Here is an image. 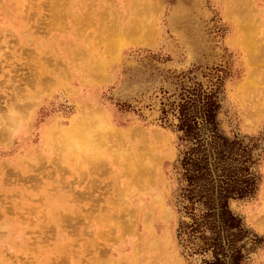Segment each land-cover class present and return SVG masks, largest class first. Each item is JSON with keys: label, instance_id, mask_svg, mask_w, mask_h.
<instances>
[{"label": "rangeland", "instance_id": "374dc122", "mask_svg": "<svg viewBox=\"0 0 264 264\" xmlns=\"http://www.w3.org/2000/svg\"><path fill=\"white\" fill-rule=\"evenodd\" d=\"M202 91L256 145L228 208L264 264V0H0V264L209 259L178 236L176 106Z\"/></svg>", "mask_w": 264, "mask_h": 264}, {"label": "trees", "instance_id": "16d2710c", "mask_svg": "<svg viewBox=\"0 0 264 264\" xmlns=\"http://www.w3.org/2000/svg\"><path fill=\"white\" fill-rule=\"evenodd\" d=\"M176 110L175 130L178 140L186 144L176 161L182 182L178 199L180 211L190 219L180 220L178 236L184 235L186 245L192 244V253L210 254L201 264H243L245 243L260 239L229 210L228 202L251 198L257 190V177L249 170L256 145L220 134L214 92L186 98ZM195 204L200 206L196 216ZM193 237L198 243H192Z\"/></svg>", "mask_w": 264, "mask_h": 264}, {"label": "bare ground", "instance_id": "6f19581e", "mask_svg": "<svg viewBox=\"0 0 264 264\" xmlns=\"http://www.w3.org/2000/svg\"><path fill=\"white\" fill-rule=\"evenodd\" d=\"M60 1V0H59ZM54 9V8H53ZM12 93V92H11ZM19 97V96H18ZM11 105H14L13 103L11 104ZM9 111H10V109H9ZM2 118V117H1ZM81 121H82V119L81 118H79V119H77V120H74V121H72V123L70 124V126H69V128L68 129H66L65 130V136H67L68 138H70L71 136H75V135H79L80 137H82V136H84L85 135V131L86 132H88L89 131V127L88 126H90V125H88V126H85L84 128L86 129V130H79V128L81 127ZM1 122V121H0ZM83 125V124H82ZM1 135H3V134H1ZM88 135H90V134H87L86 133V137H89ZM6 137V136H5ZM99 137V136H98ZM10 138V137H9ZM71 138H73V137H71ZM99 139V138H98ZM107 141V140H106ZM77 142V141H76ZM98 142V141H97ZM106 144V143H105ZM63 146V145H62ZM69 146V145H68ZM89 146V145H88ZM87 146V147H88ZM72 147V146H71ZM79 147V146H78ZM96 147V146H95ZM78 149V148H77ZM82 149V148H81ZM91 155V154H90ZM94 159V158H93ZM92 160V159H91ZM94 163V162H93ZM79 165V164H78ZM94 165V164H93ZM90 191V190H89ZM68 194V193H67Z\"/></svg>", "mask_w": 264, "mask_h": 264}]
</instances>
